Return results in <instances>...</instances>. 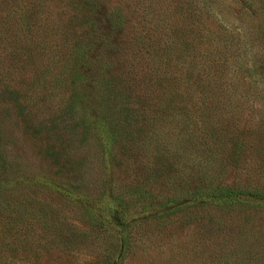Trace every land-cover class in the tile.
Returning <instances> with one entry per match:
<instances>
[{
	"label": "rangeland",
	"instance_id": "obj_1",
	"mask_svg": "<svg viewBox=\"0 0 264 264\" xmlns=\"http://www.w3.org/2000/svg\"><path fill=\"white\" fill-rule=\"evenodd\" d=\"M233 179L264 183V0H0V264H197L212 208L110 201Z\"/></svg>",
	"mask_w": 264,
	"mask_h": 264
},
{
	"label": "trees",
	"instance_id": "obj_2",
	"mask_svg": "<svg viewBox=\"0 0 264 264\" xmlns=\"http://www.w3.org/2000/svg\"><path fill=\"white\" fill-rule=\"evenodd\" d=\"M167 76L168 71L160 75L159 79L162 81ZM180 78L188 81L191 75L183 74ZM99 82V86H102L101 79ZM176 90L180 92V90ZM193 91L198 94L197 96L201 100H205L212 93L209 89H204V87ZM97 93L101 101L104 96L103 91L99 90ZM184 93H186L188 98L194 96L192 88L190 90L186 89ZM118 96H121V94L118 93ZM183 96L184 94L175 92L171 97ZM77 98L78 95L72 93L68 98L67 106L73 107ZM120 113L124 117H128L131 110L129 107L123 106ZM175 192L164 193V195L160 196L159 194H153L152 190L148 189L142 182L131 181L130 183H125L116 190L114 197L110 201L109 208L106 211L109 223L115 227L124 225L127 214L126 201L128 203L130 201L140 202L142 211H148L151 215L158 217L175 215L181 212L184 209V201L189 199L193 206L196 204L195 207L212 208L209 214H203L200 218L209 219L212 225L215 226V229H212L211 237L207 235L204 238L206 240L204 257L197 264H264V223L257 218L259 210L264 211V183L250 179H240L239 181L233 179L230 182L219 183L204 180ZM244 210L247 211L246 216L248 218H245ZM237 211H239L238 215L240 217L238 220L244 218L245 222H247L246 226L245 222L242 224L239 222V229H227V227H224L225 225L222 224L221 218L226 214L233 216V213H237ZM60 222L66 223V226L70 224L67 219ZM229 222L231 223L232 221ZM89 224L97 229L106 226L100 222L97 224L89 222ZM55 225L56 222L54 221L50 223L51 227ZM66 226L60 225L61 228H66ZM71 230L74 231L73 228ZM127 236L128 234L126 233L119 236L120 251L117 254L120 257L119 259L122 258L128 245ZM54 241V238L50 240V242Z\"/></svg>",
	"mask_w": 264,
	"mask_h": 264
}]
</instances>
